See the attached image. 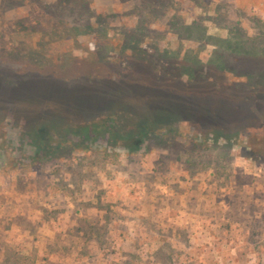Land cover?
<instances>
[{
  "label": "rangeland",
  "instance_id": "obj_1",
  "mask_svg": "<svg viewBox=\"0 0 264 264\" xmlns=\"http://www.w3.org/2000/svg\"><path fill=\"white\" fill-rule=\"evenodd\" d=\"M0 264H264V0H0Z\"/></svg>",
  "mask_w": 264,
  "mask_h": 264
},
{
  "label": "trees",
  "instance_id": "obj_2",
  "mask_svg": "<svg viewBox=\"0 0 264 264\" xmlns=\"http://www.w3.org/2000/svg\"><path fill=\"white\" fill-rule=\"evenodd\" d=\"M76 79L87 80V79H92V77H88V78L83 77V76L77 77V78L70 77L67 80H76ZM98 79H100V78H98ZM11 81L13 83L12 79H10V82ZM102 122H101L102 124L100 125V128H94V129H92V127H89L88 125H86L87 122H82L81 124H79L80 123L79 122V123L74 124V125L73 124L72 125L67 124L65 126H62L59 124L60 127H62L61 131L60 130L56 131V129L54 128V127H58L59 125L56 126V125H53L52 123H50L51 125H48V126L51 128L50 129L51 135L56 136L57 139H59V141H60L59 144H57L58 148L67 147L66 141L68 140L67 139L68 135H72V137H74V138L78 137V138L84 139V138H88L89 135H92V134L93 135H102V136L108 135V136L115 137L114 135H117L116 133L125 132L124 125L123 126L120 125L121 123H118L117 121H112L110 124H108L104 120H102ZM152 122L143 123L144 125H142V127L137 126V133L136 134H137L138 140H140V141L143 140L148 133L153 131V128L151 127ZM112 133H114V134H112ZM127 134H128V138L134 137L135 132L133 133V132L129 131ZM35 135H38V133H36ZM128 148L134 150V149H136V146H129ZM38 149H39V151L45 152V148L41 149V147H39ZM49 149H50V147H49Z\"/></svg>",
  "mask_w": 264,
  "mask_h": 264
}]
</instances>
